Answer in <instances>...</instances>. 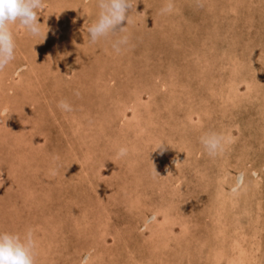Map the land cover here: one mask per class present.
Returning <instances> with one entry per match:
<instances>
[{"label": "rangeland", "instance_id": "rangeland-1", "mask_svg": "<svg viewBox=\"0 0 264 264\" xmlns=\"http://www.w3.org/2000/svg\"><path fill=\"white\" fill-rule=\"evenodd\" d=\"M131 5L95 43L96 0H42L39 36L9 26L0 230L30 231L34 264H264V0Z\"/></svg>", "mask_w": 264, "mask_h": 264}, {"label": "clouds", "instance_id": "clouds-1", "mask_svg": "<svg viewBox=\"0 0 264 264\" xmlns=\"http://www.w3.org/2000/svg\"><path fill=\"white\" fill-rule=\"evenodd\" d=\"M131 6V0H96V17L87 29L89 41L95 43L122 32L124 26L120 25L125 21L127 23ZM38 10H42V0H0V70L14 58L15 43L9 26L18 23L29 36H39ZM44 35L45 32L43 38ZM123 43L125 38L115 41L114 50L118 51ZM58 107L66 112L72 110L71 105L64 100L58 102ZM200 143L209 156H214L222 150L223 137L214 132L206 133L200 137ZM126 153L127 149L121 147L117 155L122 157ZM34 246L30 231L21 235L0 230V264H34Z\"/></svg>", "mask_w": 264, "mask_h": 264}, {"label": "bare ground", "instance_id": "bare-ground-1", "mask_svg": "<svg viewBox=\"0 0 264 264\" xmlns=\"http://www.w3.org/2000/svg\"><path fill=\"white\" fill-rule=\"evenodd\" d=\"M70 8V7H69ZM69 28V27H68ZM71 29V28H70ZM218 31V30H217ZM212 47V46H211ZM194 48V47H193ZM204 63H206L207 64V62H204ZM253 63V62H252ZM222 66H224V65H221V67ZM223 68H225V67H223ZM230 68H233V67H230ZM257 70V69H256ZM234 74H236V70H230L229 72H228V75H227V77H228V79H227V83H230L232 86H234L235 84H236V78H232V77H230L231 75H234ZM233 79H235V81L233 80ZM229 88H232V87H229ZM174 93V92H173ZM206 93V92H205ZM207 94H208V92H207ZM209 94H210V92H209ZM205 95V94H204ZM115 96V95H114ZM206 96V95H205ZM237 99V98H236ZM211 100V99H210ZM190 110H187V112H189ZM142 126V125H141ZM5 130V129H4ZM221 178V177H220ZM218 195H221V192L219 191L218 192ZM221 231V229H219V232ZM222 232V231H221ZM237 241H236V239H233V244H232V246L234 245V247L236 246L235 245V243H236ZM236 248V247H235ZM224 249V248H223ZM221 252H223V250H222V248H221V250H220ZM220 251L217 253V254H213V260H212V264H215L216 262H218L219 261V259H220V256H221V254H219L220 253ZM230 254H228V256H227V261H229V262H231V261H236V260H239V258L240 257H238L239 256V254L240 253H235V252H233V253H231V252H229ZM237 255V257H235ZM235 259V260H234ZM238 262V261H237Z\"/></svg>", "mask_w": 264, "mask_h": 264}]
</instances>
